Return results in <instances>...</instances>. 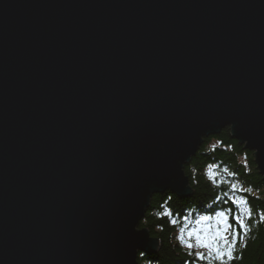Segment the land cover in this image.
<instances>
[{"label":"water","instance_id":"1","mask_svg":"<svg viewBox=\"0 0 264 264\" xmlns=\"http://www.w3.org/2000/svg\"><path fill=\"white\" fill-rule=\"evenodd\" d=\"M225 126L264 179V0H0V264L155 253Z\"/></svg>","mask_w":264,"mask_h":264},{"label":"trees","instance_id":"2","mask_svg":"<svg viewBox=\"0 0 264 264\" xmlns=\"http://www.w3.org/2000/svg\"><path fill=\"white\" fill-rule=\"evenodd\" d=\"M209 165H215L220 170L228 168L234 172L233 177L224 174L228 180H238L244 187H252L251 194L241 193L248 197L256 212L264 211V179L258 172L254 162V153L245 149L242 144L233 139L230 128L225 127L219 133L203 139L197 153L191 157L184 166V174L188 177L192 192L186 197H179L170 193H156L150 199V204L139 224V228H146L150 235L158 240V247L153 254H144L138 259V264H207L190 256L189 250L176 240L178 228L183 225L184 217H189L194 226V221L200 215H214L215 211L232 208L231 204L223 197L228 190L224 185L217 188L206 175ZM196 169L193 173L192 169ZM172 196L171 200L168 199ZM221 197L217 200L216 197ZM213 211L209 212V207ZM167 207L173 215L171 217L157 216ZM236 210L232 209L231 215ZM257 217H253L255 220ZM170 219L178 221L177 226L169 223ZM235 226V225H234ZM243 253V260L233 261V264H264V224H253L247 248L238 247V254Z\"/></svg>","mask_w":264,"mask_h":264},{"label":"snow or ice","instance_id":"3","mask_svg":"<svg viewBox=\"0 0 264 264\" xmlns=\"http://www.w3.org/2000/svg\"><path fill=\"white\" fill-rule=\"evenodd\" d=\"M228 125L231 124L226 126ZM224 174L228 177L235 175L228 168L220 170L215 166L209 170L207 177L217 188L228 186L223 197L227 199L232 208L215 211L214 215H200L195 219L194 226H190L192 222L186 216L176 235L179 244L189 250L190 256L201 262L206 261L207 264H233V261L243 260V253L238 254V247L247 248L253 224L257 226L264 224V211L256 212L248 197L241 194H251L253 188L244 187L243 183L238 180H228L224 178ZM216 199L220 200L221 197L217 196ZM232 209L236 210L235 215H231ZM208 211H213L211 206ZM162 213V218L173 215L167 207ZM254 216L257 217L255 220ZM137 223L134 226L135 231L143 233L136 230ZM169 223L175 227L178 221L170 219ZM145 251L148 250L141 249L143 254Z\"/></svg>","mask_w":264,"mask_h":264},{"label":"clouds","instance_id":"4","mask_svg":"<svg viewBox=\"0 0 264 264\" xmlns=\"http://www.w3.org/2000/svg\"><path fill=\"white\" fill-rule=\"evenodd\" d=\"M230 126L233 128V125H232V124H231ZM212 167H215V165H209V166L207 167V169H206V175H207V176H208V172H209V170H210ZM222 170H223V169H222ZM192 171H193V173H195L196 169L193 168ZM167 190H169V191L172 192L173 194H176V193L173 192L171 189H167ZM153 193H154V192H153ZM153 193H152V194H153ZM152 194H151V195H152ZM171 198H172V196L169 195L168 199L171 200ZM165 211H166V209H165ZM162 214H163L162 212H157V213H156L157 216H161ZM178 242H179V241H178ZM143 256H144V254L141 252V249H140V248H137V249L135 250L134 264H137L138 259L141 258V257H143Z\"/></svg>","mask_w":264,"mask_h":264},{"label":"rangeland","instance_id":"5","mask_svg":"<svg viewBox=\"0 0 264 264\" xmlns=\"http://www.w3.org/2000/svg\"><path fill=\"white\" fill-rule=\"evenodd\" d=\"M177 233H178V231H177ZM177 235V234H176ZM177 240V239H176ZM178 241V240H177Z\"/></svg>","mask_w":264,"mask_h":264},{"label":"bare ground","instance_id":"6","mask_svg":"<svg viewBox=\"0 0 264 264\" xmlns=\"http://www.w3.org/2000/svg\"><path fill=\"white\" fill-rule=\"evenodd\" d=\"M141 222V221H140ZM159 244V243H158Z\"/></svg>","mask_w":264,"mask_h":264}]
</instances>
